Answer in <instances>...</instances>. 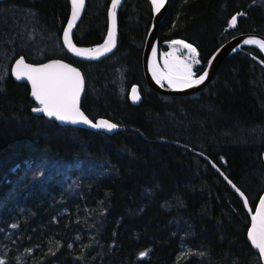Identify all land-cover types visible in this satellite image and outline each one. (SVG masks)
<instances>
[{"label":"trees","instance_id":"obj_1","mask_svg":"<svg viewBox=\"0 0 264 264\" xmlns=\"http://www.w3.org/2000/svg\"><path fill=\"white\" fill-rule=\"evenodd\" d=\"M109 3L85 0L75 46L104 42ZM69 11L68 0H0V264H262L247 240L243 198L212 165L253 211L264 191L261 50L225 57L197 93L166 95L142 68L148 0H123L116 47L98 60L65 51ZM243 33L264 37V0H169L159 56L168 41L184 40L198 51L199 74ZM18 58L78 67L82 111L122 128L62 126L34 111L29 86L10 71ZM50 159L61 168L38 175Z\"/></svg>","mask_w":264,"mask_h":264},{"label":"water","instance_id":"obj_2","mask_svg":"<svg viewBox=\"0 0 264 264\" xmlns=\"http://www.w3.org/2000/svg\"><path fill=\"white\" fill-rule=\"evenodd\" d=\"M69 4H70V11H69V17L67 19V22L63 28V32H62V36H61V42L62 45L65 49V51L72 57L79 59V60H98L108 54H110L111 52L114 51L116 44H117V38H118V26H117V16H118V11L119 8L123 2V0H119V3L116 4L115 8H113V3L114 0H110L109 6H108V10H107V18H108V33L106 38H109V34L110 32L113 30L114 27V32H115V43L114 45L110 48L109 51L104 52L103 48L99 49L101 51V55H96V52L93 54H83V55H78L77 51L75 50V46L72 40L73 37V33L74 30L79 22V20L81 19L84 9H85V0H83V6L79 8V14L75 17V19H73V13L75 10V5L73 3V0H68ZM150 2L151 5V9H152V20H151V24H150V28L149 31L147 33L146 39H145V44H144V48H143V53H142V68H143V73L145 76V80L147 82V84L149 85L150 88H152L154 91L162 93V94H166V95H189V94H193L196 93L198 91H200L205 85L208 84V82H210V80L212 79L214 73L216 72L217 68L219 67L220 63L222 62V60L227 57L228 55L241 50L244 46H254V44L252 43H245V41H249V40H254V41H258V44L264 43V37L258 34H252V33H243V34H239L236 35L232 38H230L228 41H226L225 43H223L222 45H220L211 55L209 61L207 62L205 68L198 74L196 75L195 79H198L199 76L204 75L205 73H207V75L205 76V79L200 83V84H193L191 87H172L169 83L168 80H166L164 77H161L160 73H161V68H160V64H159V50H158V39H157V31H158V26L159 23L162 19V17L164 16V13L166 11L167 5H168V1L169 0H164V4L162 7H160L159 11L156 10V5L154 4V0H148ZM113 12L115 13V22L113 24ZM71 24V27L69 28V25ZM68 33L67 35V40L70 42L71 47L69 46V43H66V36L65 33ZM21 60V58L16 59L12 65H11V74L12 76L17 79V80H21L24 81L30 88V97L35 101V103L37 104V108L42 107V105L40 104V102L38 100H36V98L32 95V82L27 78V76H22L21 78H17L16 74H15V70L17 67V61ZM23 60V59H22ZM153 61L154 66H155V70L158 73V75L160 76V82H157L156 80H154V78L151 75V71H150V66H151V62ZM24 64L31 66L32 68H42L45 65H57V64H63V65H67L68 68L71 69H75L76 72L79 73L80 79L82 81V86L79 90V96L77 98V107L79 108V111L81 113L84 114V116H86L88 118V120H90L92 122V124L98 123L101 120H105L108 121L109 123L113 124L111 121H109L106 118H97L95 120H91L80 108V102H81V98L84 92V77L83 74L81 72V70L60 59H50L41 63H29L24 61ZM264 67V65H263ZM49 71L51 72H59V71H64L63 69H59V68H51L49 69ZM135 90V91H133ZM134 96H138V99H133ZM129 99L133 104H138L141 100V96L138 92V88L136 85H133L130 89L129 92ZM38 113H42L44 116H46L47 118L53 120L54 122L62 125V126H72V127H78V128H84L87 130H92V131H102L104 133L107 134H111L113 132H116L117 130H120L122 127H119L116 125L115 128L113 129H107V128H96L93 127L91 124H85L83 122H76L73 123L71 121H62L57 119L56 117H49L45 112H38ZM115 125V124H114ZM218 170V169H217ZM223 178L224 180L230 185L233 186L235 191L238 192L241 197L245 201H247L246 197L243 195V193L238 190L229 180L228 178H226L225 175L222 174L221 171H217ZM264 198V191L262 192L260 198L258 199V202L254 208V210L252 211L248 205V203H245L246 206V210L247 212L250 214V225L247 231V240L250 243L251 247L253 248V250L259 255L261 263L264 264V257H262L259 254V250L253 245L250 236H249V232L252 229V226L254 223H256L257 225V230L259 231V218H257L256 221H253V217L257 216L258 212L261 210V199ZM142 257V256H141Z\"/></svg>","mask_w":264,"mask_h":264},{"label":"snow or ice","instance_id":"obj_3","mask_svg":"<svg viewBox=\"0 0 264 264\" xmlns=\"http://www.w3.org/2000/svg\"><path fill=\"white\" fill-rule=\"evenodd\" d=\"M75 7L73 13V19L79 14V8L83 6V0H73ZM119 0H114L113 8ZM156 5V10L159 11L160 7L163 6L164 0H154ZM115 22V13L113 12V24ZM232 24L236 23V17H232ZM71 24L69 25V28ZM67 31L65 33L66 43L70 42L67 40ZM115 32L113 30L109 34L108 41L106 42L103 51L107 52L115 43ZM173 43H178L183 45V47L188 48L193 54V58L196 55V49L190 44H186L183 41H173ZM245 43H259L258 41L249 40ZM261 48H264V43L260 44ZM78 55H83L84 53L76 50ZM96 55H101L99 49L95 50ZM199 63V61H195ZM59 68L64 71L51 72V68ZM182 75L178 77V83L183 87H191L193 84H200L207 73L199 76L198 79H192L191 65H184L182 68ZM17 78L22 76H27V78L32 82V95L40 102L42 107L34 109L37 112H45L49 117H56L62 121H71L73 123L83 122L85 124H91L96 128H107L113 129L116 125L109 123L108 121L101 120L98 123L92 124L90 120L83 113L79 111L77 107V98L79 96V90L82 86V81L80 79L79 73L75 69L68 68L67 65L57 64V65H45L42 68H32L29 65L24 64L23 60L17 61V67L15 70ZM173 83L172 79L169 80ZM135 91V90H133ZM133 99H138V96H134ZM247 203V201H245ZM261 210L258 212L257 216L253 217V221L259 218V231L257 230L256 223L253 224L252 229L249 232L250 239L253 245L259 250V254L264 257V198L261 199ZM146 253H141L145 255Z\"/></svg>","mask_w":264,"mask_h":264},{"label":"rangeland","instance_id":"obj_4","mask_svg":"<svg viewBox=\"0 0 264 264\" xmlns=\"http://www.w3.org/2000/svg\"><path fill=\"white\" fill-rule=\"evenodd\" d=\"M173 41H183L184 43L189 44L188 42H186L184 40H181V39H173V40L167 42L168 50L167 51H163L161 53V55H160V68L163 70V73H162L161 76L166 75V77H168V79L171 78L172 80H176V79H178L179 76H181L183 74L182 71H181L183 66L184 65H191V71H192V74H193L192 75V79H195V77H196L195 76V74H196V66L199 64V63L195 62L197 60L199 61V59H198V51L196 50V55L193 58V54L191 53V51L188 48L183 47V45H181V44L173 43ZM191 46L193 48H195L193 45H191ZM98 47L99 46L92 47L91 49L93 50V49H96ZM256 47L259 48L258 46H256ZM260 50L264 54V48H260ZM93 52H95V51L93 50ZM167 60H171L174 72L176 71L177 73H179V74H176V76L173 75V77H175V78H173L169 73L168 74L165 73V72L168 71V69H167ZM171 74H174V73L171 72ZM41 166L42 167H39L37 169L38 170L37 171L38 175L43 174L44 171L49 170L50 168H53L54 171L58 170V169L61 168L62 164L50 159V160L43 161Z\"/></svg>","mask_w":264,"mask_h":264},{"label":"bare ground","instance_id":"obj_5","mask_svg":"<svg viewBox=\"0 0 264 264\" xmlns=\"http://www.w3.org/2000/svg\"><path fill=\"white\" fill-rule=\"evenodd\" d=\"M108 41V37H107V39L101 44V45H97V46H99L98 48H96V49H101V48H103L104 46H105V44H106V42ZM252 44H254V45H256V46H258L259 48H261L260 47V44H258V43H252ZM97 46H95V47H97ZM96 49H93L94 51L96 50ZM75 50H79V51H81V52H83L84 54H93V53H95V52H93V50L91 49V47H75ZM93 52V53H92ZM168 65V64H167ZM168 69H169V74L173 77V75L174 76H176V71H175V73H174V69H172V67L170 66V65H168ZM150 71H151V75H152V77L154 78V80H156L157 82H159V80H160V76L158 75V73L156 72V70H155V66H154V63H153V61L151 62V66H150ZM171 72H173L174 74H171ZM167 73V74H168ZM160 75H161V73H160ZM161 77H164L166 80H168L169 81V79H168V77H166V75H163V76H161ZM173 78H175V77H173ZM173 81V83H170V85L172 86V87H181V85L177 82L178 81V79H176V80H172ZM174 85V86H173ZM197 93V92H196ZM194 94V93H193ZM189 95H191V94H189ZM211 164H212V162L209 160V159H207ZM213 166H214V168L217 170L218 168L214 165V164H212ZM219 170V169H218ZM217 170V171H218ZM220 171V170H219ZM223 174V173H222ZM224 175V174H223ZM233 187V186H232ZM234 188V187H233Z\"/></svg>","mask_w":264,"mask_h":264},{"label":"crops","instance_id":"obj_6","mask_svg":"<svg viewBox=\"0 0 264 264\" xmlns=\"http://www.w3.org/2000/svg\"><path fill=\"white\" fill-rule=\"evenodd\" d=\"M170 63H171V60H167V64L170 65V66L172 67V69H173V65H172V63H171V64H170ZM168 65H167V69H168ZM173 71H174V70H173ZM168 72H169V69H168V71L165 72V73H168ZM162 73H163V72H161V75H162ZM174 73H175V72H174ZM175 74H179V73L176 72ZM173 86H174V85H173ZM182 87H183V86H182Z\"/></svg>","mask_w":264,"mask_h":264}]
</instances>
